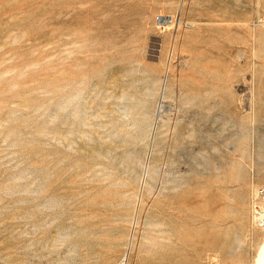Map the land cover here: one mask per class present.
<instances>
[{
  "label": "rangeland",
  "instance_id": "obj_1",
  "mask_svg": "<svg viewBox=\"0 0 264 264\" xmlns=\"http://www.w3.org/2000/svg\"><path fill=\"white\" fill-rule=\"evenodd\" d=\"M262 185L264 0H0V264H255Z\"/></svg>",
  "mask_w": 264,
  "mask_h": 264
},
{
  "label": "built area",
  "instance_id": "obj_2",
  "mask_svg": "<svg viewBox=\"0 0 264 264\" xmlns=\"http://www.w3.org/2000/svg\"><path fill=\"white\" fill-rule=\"evenodd\" d=\"M158 20H161V17ZM253 203V224L256 228L264 229V185L256 190Z\"/></svg>",
  "mask_w": 264,
  "mask_h": 264
},
{
  "label": "bare ground",
  "instance_id": "obj_3",
  "mask_svg": "<svg viewBox=\"0 0 264 264\" xmlns=\"http://www.w3.org/2000/svg\"><path fill=\"white\" fill-rule=\"evenodd\" d=\"M182 23V21H180ZM168 70V69H167ZM170 73V72H169ZM168 74V73H167ZM169 76V75H168ZM166 78V77H165ZM164 82V81H163ZM163 89V88H162ZM171 87H170V84L168 83V80L166 81V84L164 86V89H163V94L161 96V100H160V104H159V107H158V112H157V118L156 119H160L161 117V113L163 112V106L161 105L162 103V100H164L165 96H166V91H170ZM160 99V98H159ZM217 111V110H216ZM163 114V113H162ZM156 122V121H155ZM191 123V122H190ZM155 129V128H153ZM154 132V131H153ZM150 147V146H149ZM151 148V147H150ZM153 149H154V143H153ZM149 150V149H148ZM147 171H148V167L144 169V175L146 176L147 175ZM254 206V205H253ZM126 254V253H125ZM126 260V259H125ZM123 264V262H122ZM255 264H264V241H263V244L262 246L260 247L259 251H258V254H257V257L255 259Z\"/></svg>",
  "mask_w": 264,
  "mask_h": 264
}]
</instances>
